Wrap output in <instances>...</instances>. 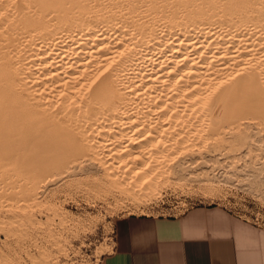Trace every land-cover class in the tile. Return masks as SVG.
<instances>
[{
  "label": "bare ground",
  "instance_id": "obj_1",
  "mask_svg": "<svg viewBox=\"0 0 264 264\" xmlns=\"http://www.w3.org/2000/svg\"><path fill=\"white\" fill-rule=\"evenodd\" d=\"M256 125L264 0H0L3 166L85 163L122 192L153 193Z\"/></svg>",
  "mask_w": 264,
  "mask_h": 264
},
{
  "label": "rangeland",
  "instance_id": "obj_2",
  "mask_svg": "<svg viewBox=\"0 0 264 264\" xmlns=\"http://www.w3.org/2000/svg\"><path fill=\"white\" fill-rule=\"evenodd\" d=\"M255 127L258 130L253 126L249 137L254 142L247 139L243 146L229 140L232 147H244L238 152L228 146L237 157L226 151L230 145L226 139L221 144L225 151L219 144L215 145L218 152L214 145L208 147L209 154L204 151L195 158L199 161H187L184 171L169 173L153 193L122 192L85 163L62 170L48 166L38 172L35 167L3 166L0 161V264H100L124 245L126 222L177 220L199 208L224 211L264 230V127ZM254 129L258 137L252 135ZM246 148L255 151V156ZM244 151L253 162L258 155V161H247L245 156L241 160L243 155L248 157Z\"/></svg>",
  "mask_w": 264,
  "mask_h": 264
},
{
  "label": "crops",
  "instance_id": "obj_3",
  "mask_svg": "<svg viewBox=\"0 0 264 264\" xmlns=\"http://www.w3.org/2000/svg\"><path fill=\"white\" fill-rule=\"evenodd\" d=\"M100 264H264V230L215 208L177 220H132Z\"/></svg>",
  "mask_w": 264,
  "mask_h": 264
}]
</instances>
